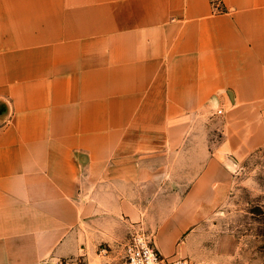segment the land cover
Returning a JSON list of instances; mask_svg holds the SVG:
<instances>
[{
    "label": "crops",
    "instance_id": "crops-1",
    "mask_svg": "<svg viewBox=\"0 0 264 264\" xmlns=\"http://www.w3.org/2000/svg\"><path fill=\"white\" fill-rule=\"evenodd\" d=\"M263 148L264 0H0V264L188 258Z\"/></svg>",
    "mask_w": 264,
    "mask_h": 264
},
{
    "label": "rangeland",
    "instance_id": "rangeland-1",
    "mask_svg": "<svg viewBox=\"0 0 264 264\" xmlns=\"http://www.w3.org/2000/svg\"><path fill=\"white\" fill-rule=\"evenodd\" d=\"M232 174L226 201L179 242H191L193 254H183L191 264H264V148L239 162ZM81 263L89 264L81 258L70 264Z\"/></svg>",
    "mask_w": 264,
    "mask_h": 264
},
{
    "label": "built area",
    "instance_id": "built-area-1",
    "mask_svg": "<svg viewBox=\"0 0 264 264\" xmlns=\"http://www.w3.org/2000/svg\"><path fill=\"white\" fill-rule=\"evenodd\" d=\"M124 264H191V262L188 258L173 260L164 256L150 235L140 229L125 244Z\"/></svg>",
    "mask_w": 264,
    "mask_h": 264
}]
</instances>
